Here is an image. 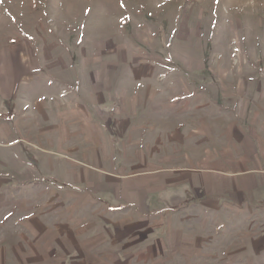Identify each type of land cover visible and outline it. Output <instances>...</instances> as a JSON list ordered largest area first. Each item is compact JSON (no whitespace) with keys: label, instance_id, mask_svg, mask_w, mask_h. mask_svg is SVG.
Masks as SVG:
<instances>
[{"label":"rangeland","instance_id":"rangeland-1","mask_svg":"<svg viewBox=\"0 0 264 264\" xmlns=\"http://www.w3.org/2000/svg\"><path fill=\"white\" fill-rule=\"evenodd\" d=\"M257 73L264 76V0H0V103L16 104L9 94L21 115L14 124L0 111V264H264V212L228 201L182 210L188 191L180 188L162 213L145 197L139 205L129 182L150 184L151 173L119 172L111 157L107 173L93 175L85 172L93 158L50 149L70 146L79 127L87 156V111L98 123L100 103L109 121V109L123 119L125 107L142 103L138 113L165 109L145 119L219 135ZM26 96L38 98L25 105ZM158 159L167 176L174 166L165 158L146 166ZM217 192L203 200L216 203ZM169 218L182 229L176 243Z\"/></svg>","mask_w":264,"mask_h":264},{"label":"crops","instance_id":"crops-1","mask_svg":"<svg viewBox=\"0 0 264 264\" xmlns=\"http://www.w3.org/2000/svg\"><path fill=\"white\" fill-rule=\"evenodd\" d=\"M240 77L246 78V76ZM257 77L259 80L256 81L257 87L254 89L252 86H248L253 81L248 80V92L241 93L243 102H240L242 100L234 101L233 105L239 106V108L235 111L231 109L233 119L228 121L230 123L225 126V129L222 130L221 127L219 135H209L201 127L187 128V131L184 128L181 131L176 128L173 119L167 120L168 124L161 117L145 119V115L162 114L165 109L158 106V108H152L149 113H138L137 108L142 103H131L125 107V118L123 119L112 116L113 114L117 115L115 107L109 109L112 117L109 121V118H105V108L100 103L93 108L98 123L93 121L87 111V122L91 126L90 129L86 128L83 132L85 141H89L87 156L79 149L81 142L78 135L81 132L79 127L75 131L77 132L75 138L70 139V146L66 144L69 139H66L65 142H58L50 149H54L56 154H53L58 158L81 156L93 158L94 166L96 167L98 164L99 167L85 171L93 175L107 173L105 170L107 169L106 159L111 157L114 158L111 161V166L113 165L112 167L119 172H123L125 167L132 166L141 175L151 173L150 184H144L143 178L140 177L129 182L135 185V193L139 192L140 194L141 203L139 202V205L143 204V197H145V202L151 200L154 202L153 206L156 205L162 213L165 212L166 205L170 208L175 204V202L167 203V200L171 201L169 198L171 191L174 193L180 188L188 191L185 193L184 202L179 203V207L184 206L182 210L195 202L202 210H206L209 207L219 208L220 204L223 205L225 201H228L232 208L241 210L242 213L264 212V102H262L264 100V76L260 77V74L257 73L256 80ZM3 95L6 101L15 100L16 104L9 107L4 101L0 103V111L8 112L9 118L13 115L14 124H16L17 115L19 118L21 117L17 99L9 94L3 93ZM37 98L38 96L33 99L32 97L22 99L26 105L30 100ZM42 107L40 106V108ZM4 109L8 110L4 111ZM97 109L98 111H96ZM222 123L224 122L222 121L220 124ZM179 151H182L180 157L184 158L183 162L175 160L177 157L175 153ZM30 153L36 157L31 150L27 154L29 157ZM154 157L165 158L168 166H174L163 171L167 176H160L159 168H156L160 159L156 162L157 165L154 160H151L150 166H146L148 163H145V159ZM98 158L100 160L97 162ZM130 158H140V160L135 163V166L128 165ZM193 172L201 176L199 180L192 179ZM177 174L183 176L180 186L176 184V177L179 176ZM212 179L214 181H211ZM164 184L167 185L164 187ZM213 184L214 186H212ZM208 189L218 191L216 194L219 196L216 203L203 200L207 196ZM166 194L167 197H164ZM135 201L138 204L136 199ZM116 203L123 204L124 202L117 200ZM145 205L148 206L146 203ZM171 218L167 220L170 230L168 237L174 239L176 243L177 235L182 229L174 225L173 219L170 222Z\"/></svg>","mask_w":264,"mask_h":264}]
</instances>
